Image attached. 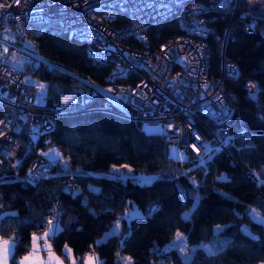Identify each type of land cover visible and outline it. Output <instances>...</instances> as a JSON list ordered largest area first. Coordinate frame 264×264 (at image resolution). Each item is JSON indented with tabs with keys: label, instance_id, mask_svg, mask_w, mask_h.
<instances>
[{
	"label": "trees",
	"instance_id": "16d2710c",
	"mask_svg": "<svg viewBox=\"0 0 264 264\" xmlns=\"http://www.w3.org/2000/svg\"><path fill=\"white\" fill-rule=\"evenodd\" d=\"M249 3L240 0L232 11V2L224 0L203 12L208 24L207 78L219 75L222 57L235 62L238 74L222 81L234 107L231 116L215 123L200 113L220 139L231 137L226 149L203 153L201 162L191 159L189 151L184 159L169 157L158 133L144 131L129 116L98 107L104 96L73 73L107 82L111 66L95 64L72 29L54 18L30 25L36 32L33 48L40 56L32 76L46 83L40 95L79 89L82 103L57 111L49 138H39L22 156L21 174L35 148L53 144L60 150L34 184L0 172V235L15 242L10 264H17V257L29 248L30 230L47 225L53 205L60 209V231L50 235L52 246L63 255V245L68 244L78 264L90 248L98 264H124L127 258L134 264L264 262V223L252 214L255 209L264 218V36L262 21L247 10ZM117 12L116 22L130 21L127 10L118 7ZM178 12L150 25L154 42L182 31ZM249 80L257 83L253 91L246 86ZM3 109L0 100V115ZM115 165L118 171L158 175L139 182L107 173ZM69 175L79 185L74 195L62 188ZM133 202L142 214L127 218L124 211ZM117 219L118 231L100 238ZM177 231L193 248L188 260L176 248H165Z\"/></svg>",
	"mask_w": 264,
	"mask_h": 264
},
{
	"label": "built area",
	"instance_id": "2783aa9c",
	"mask_svg": "<svg viewBox=\"0 0 264 264\" xmlns=\"http://www.w3.org/2000/svg\"><path fill=\"white\" fill-rule=\"evenodd\" d=\"M229 1L235 11L240 0ZM0 3L5 4L0 8V100L4 102L0 115L2 172L34 184L46 172L49 162L59 156L60 150L53 144L35 148L23 174L18 171L22 156L29 147H35L39 138H49L57 111L82 103L79 89L58 90L41 96L37 86L27 79L32 76L40 57L33 48L36 32L30 25L48 18L72 29L84 42L85 52L95 64H109L111 68L105 77L107 82H99L53 64L99 91L104 99L98 107L129 116L137 120L144 131L158 133L167 154L169 143L186 149L193 156H202L210 141L223 149L231 142L230 136L220 139L200 116L202 113L220 123L234 110L222 81L225 76L238 74L235 62L222 57L219 75L207 78L209 43L205 36L208 24L203 12L213 1L20 0L16 3L0 0ZM118 7L127 10L130 21L116 22ZM178 9L182 31L154 42L150 25ZM246 86L253 91L257 83L249 80ZM198 122L209 134L203 132ZM62 188L74 195L79 185L69 175ZM59 212L58 206L51 207L47 225L49 221L51 225L57 224ZM47 225L30 231H44ZM13 236L18 237L16 233Z\"/></svg>",
	"mask_w": 264,
	"mask_h": 264
},
{
	"label": "rangeland",
	"instance_id": "374dc122",
	"mask_svg": "<svg viewBox=\"0 0 264 264\" xmlns=\"http://www.w3.org/2000/svg\"><path fill=\"white\" fill-rule=\"evenodd\" d=\"M28 81L34 83L37 88H38V93L43 94L45 93V87H46V83L35 78L34 76H29ZM150 130H154V127H150ZM218 145L216 144V142H208L206 145V152H210L213 149L217 148ZM168 156L171 158H178V159H184L188 156V151L186 149L183 148H177L176 145L169 143L168 144ZM191 159L196 160V162H201L202 161V157L201 156H191ZM114 167V169H113ZM111 170H113L111 172L108 171L107 173H119L122 176L125 175H129L131 176L133 179L139 181V182H144V181H150L153 177H155L156 175H158V172L154 171V172H143V171H131V170H127V169H122L121 171L117 170V166H113ZM0 172H2L0 170ZM4 172V171H3ZM6 173V172H4ZM142 214V211L137 207V205L133 202L132 206H129L125 211H124V215L128 218L131 217L133 215H140ZM252 214L254 217L259 218L263 221L264 223V218H262L258 212L254 209L252 211ZM57 225V224H56ZM53 225H47V229L45 231H38V232H33L31 233V237H30V245L29 248L22 253L21 255H19L17 257V264H20V262L22 260H24L25 257L30 256L33 254V236L36 237H41V239H39L38 241H36V244L38 246V251L35 252V258H38L39 261H44V262H48L51 257L57 258L61 264H73V262H75V264H78V260L74 257L71 247L68 244H64L63 245V255H61L60 253H58L52 246L51 240L49 239V237H45L44 234L48 233L50 228H52ZM119 229V220L117 219L108 230H105L103 232V234H105L107 231H118ZM2 241H9L10 244H12L14 242V239L11 237H6V236H1L0 235V242ZM45 245H49L50 246V251L46 250ZM206 249L208 251H212V247L210 244L206 243L203 244ZM67 246L68 249H70V254L66 253L65 251V247ZM170 247H174L178 250V252L180 253L181 257L184 260H188L191 252H192V247L188 246V244L186 243V239L184 234L181 231H177L176 234L174 235V237L167 242V244L165 245V248H170ZM43 249L45 252L41 253L40 250ZM13 248H11L9 255H8V259H7V264H10V256L12 254ZM65 255V256H64ZM98 264V258L92 253V249L85 252V254L83 255L80 264ZM51 264H56V259H52ZM124 264H134L132 261H130L128 258L125 259Z\"/></svg>",
	"mask_w": 264,
	"mask_h": 264
},
{
	"label": "snow or ice",
	"instance_id": "6c2138e0",
	"mask_svg": "<svg viewBox=\"0 0 264 264\" xmlns=\"http://www.w3.org/2000/svg\"><path fill=\"white\" fill-rule=\"evenodd\" d=\"M16 3H19L20 0H15ZM5 4L0 3V8H4ZM5 52H7V49L5 48L4 50ZM49 224H52V221H49ZM60 231L58 224L57 225H53L52 228H50L48 233H45L44 236L47 237L49 235H55L56 232ZM33 254L30 256H27L24 258V260H22L20 262V264H51L52 259H56V264H61V262L54 257L50 256V259L48 262H44V261H39L38 258H35V252L38 251V246L36 244V241H38L39 239H41V237H36L33 236ZM15 247V242H13L12 244L9 243V241H2L0 242V264H7V259H8V255L9 252L11 250V248ZM46 250L50 251V246L49 245H45ZM65 251L66 253L70 254V249L67 248V246L65 247ZM73 264H75V262H73ZM91 264V261H90Z\"/></svg>",
	"mask_w": 264,
	"mask_h": 264
},
{
	"label": "water",
	"instance_id": "95a60500",
	"mask_svg": "<svg viewBox=\"0 0 264 264\" xmlns=\"http://www.w3.org/2000/svg\"><path fill=\"white\" fill-rule=\"evenodd\" d=\"M247 10L253 18L262 21L260 30L264 36V0H253L249 3Z\"/></svg>",
	"mask_w": 264,
	"mask_h": 264
},
{
	"label": "crops",
	"instance_id": "0c3cea01",
	"mask_svg": "<svg viewBox=\"0 0 264 264\" xmlns=\"http://www.w3.org/2000/svg\"><path fill=\"white\" fill-rule=\"evenodd\" d=\"M46 229H47V228H46ZM46 229H45V230H46ZM45 230H44V231H45ZM108 232H109V231H107L105 234H102V236H101L100 238H104V237L108 234ZM48 237H49V236H48ZM100 238H99V239H100Z\"/></svg>",
	"mask_w": 264,
	"mask_h": 264
}]
</instances>
